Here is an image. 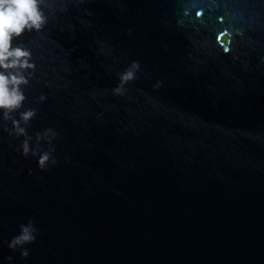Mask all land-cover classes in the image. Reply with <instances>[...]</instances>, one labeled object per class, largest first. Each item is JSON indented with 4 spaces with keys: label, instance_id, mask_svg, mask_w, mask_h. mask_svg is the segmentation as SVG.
Wrapping results in <instances>:
<instances>
[{
    "label": "water",
    "instance_id": "obj_1",
    "mask_svg": "<svg viewBox=\"0 0 264 264\" xmlns=\"http://www.w3.org/2000/svg\"><path fill=\"white\" fill-rule=\"evenodd\" d=\"M195 6L213 9L205 26L183 17ZM45 11L47 28L15 43L37 64L29 133L58 132V164L40 171L0 130V264H264V137L237 131L264 135V0H46ZM228 25L255 45L224 54ZM131 60L142 73L113 96ZM29 219L40 235L24 260L5 241Z\"/></svg>",
    "mask_w": 264,
    "mask_h": 264
},
{
    "label": "clouds",
    "instance_id": "obj_2",
    "mask_svg": "<svg viewBox=\"0 0 264 264\" xmlns=\"http://www.w3.org/2000/svg\"><path fill=\"white\" fill-rule=\"evenodd\" d=\"M87 3V0H79V4ZM215 4V0H213ZM46 0H0V130L7 133L9 137L20 140L16 151L25 159L32 158L40 171H49L58 164L55 156L56 140L58 132L52 128H44L37 131L35 135L29 133V128L33 120L38 116L36 107L28 106V95L25 88L28 87L37 70V64L33 58V52L23 45H17L15 42L20 40L26 33L43 32L49 24V16L45 11ZM68 10L67 3L63 12ZM211 11L212 8H203L195 6L192 9H183V17L192 23L199 20L201 26H205L203 15L205 11ZM195 11V16L192 15ZM218 20L223 24L225 16ZM181 26L184 20H180ZM245 29L235 26H224L222 31L217 30L216 40L221 46L224 54L233 51L234 46L247 43L249 46L255 45V41H245ZM133 34L132 29H128V35ZM241 39H237V38ZM101 53L111 55L114 51L104 41H98ZM206 43L203 48H210ZM234 60L239 59L236 55ZM87 67L86 64H82ZM245 67L247 65L245 64ZM110 70V69H109ZM142 65L139 60H131L127 63L123 71L117 73V83L110 90L116 97H126L129 92V86L139 78L142 73ZM147 78V77H146ZM164 86L163 80H156L153 84L154 90H159ZM95 95V94H94ZM47 95L41 94L34 103L40 104L46 102ZM103 113L97 114V119H101ZM203 123V122H202ZM241 132L249 139H261L264 135L259 132ZM32 170H29L31 174ZM40 232L36 227L35 221L27 220L26 223L19 225L18 233L10 240L5 241L7 247L12 251H19L22 259L27 260L30 256L29 245L36 243ZM8 264H14V257H6Z\"/></svg>",
    "mask_w": 264,
    "mask_h": 264
}]
</instances>
